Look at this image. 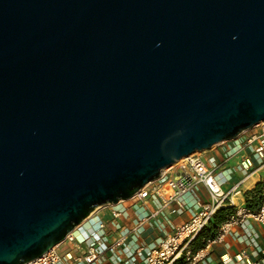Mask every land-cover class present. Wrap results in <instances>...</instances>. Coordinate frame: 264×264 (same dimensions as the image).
<instances>
[{"label": "water", "instance_id": "water-1", "mask_svg": "<svg viewBox=\"0 0 264 264\" xmlns=\"http://www.w3.org/2000/svg\"><path fill=\"white\" fill-rule=\"evenodd\" d=\"M264 122V0H0V264Z\"/></svg>", "mask_w": 264, "mask_h": 264}, {"label": "built area", "instance_id": "built-area-1", "mask_svg": "<svg viewBox=\"0 0 264 264\" xmlns=\"http://www.w3.org/2000/svg\"><path fill=\"white\" fill-rule=\"evenodd\" d=\"M261 170L264 122L165 167L130 198L95 207L59 246L25 264H264V247H255L252 228L264 225V189L255 210L246 207L241 190ZM234 172L241 178L228 186ZM223 209L231 212L215 237L194 250L193 242ZM178 216L186 219L172 223L171 217ZM239 228L247 233L239 234ZM229 237L252 247L250 256L257 260L245 248L232 257H216L218 246L229 248Z\"/></svg>", "mask_w": 264, "mask_h": 264}, {"label": "crops", "instance_id": "crops-1", "mask_svg": "<svg viewBox=\"0 0 264 264\" xmlns=\"http://www.w3.org/2000/svg\"><path fill=\"white\" fill-rule=\"evenodd\" d=\"M235 165V162H231L230 166ZM241 178V174L239 172H234L231 176V180L229 182V185L234 184L235 182H237L239 179ZM264 180V170H261L259 172H257L256 174L252 175L251 177H249L242 185L241 190L243 191V197H244V193L246 191L252 190L254 188V186L260 182ZM186 217L185 216H178V217H171V221L172 223H179L183 220H185ZM252 228L256 233V240H255V247L256 248H261L264 247V242H262V238H264V225H257V224H252ZM237 232L239 234H246L247 232L244 229H237ZM227 243L229 244V248H224L223 246H218L216 248V253L215 256L217 257L219 254H226L230 257H232L234 254L238 253L240 251V249H246V252L249 254V256L251 255V251H252V247H248L246 248L244 246V244L242 243H238L237 241H235L234 238L229 237L227 238ZM250 258L252 259V261H256L257 257L254 256H250ZM106 264H112L111 262H108Z\"/></svg>", "mask_w": 264, "mask_h": 264}, {"label": "trees", "instance_id": "trees-1", "mask_svg": "<svg viewBox=\"0 0 264 264\" xmlns=\"http://www.w3.org/2000/svg\"><path fill=\"white\" fill-rule=\"evenodd\" d=\"M262 189H264V180L258 182L252 190L246 191L244 193V200L247 208L252 210L257 209L261 201ZM230 212V209H223L216 214L211 225L206 230H204L193 242L194 250L201 249L206 239L215 237L219 224Z\"/></svg>", "mask_w": 264, "mask_h": 264}, {"label": "rangeland", "instance_id": "rangeland-1", "mask_svg": "<svg viewBox=\"0 0 264 264\" xmlns=\"http://www.w3.org/2000/svg\"><path fill=\"white\" fill-rule=\"evenodd\" d=\"M64 250H65V247H64V246H60V248L58 249V251H59L60 253H63Z\"/></svg>", "mask_w": 264, "mask_h": 264}, {"label": "bare ground", "instance_id": "bare-ground-1", "mask_svg": "<svg viewBox=\"0 0 264 264\" xmlns=\"http://www.w3.org/2000/svg\"><path fill=\"white\" fill-rule=\"evenodd\" d=\"M61 243H62V242L58 243V244L56 245V247L59 246Z\"/></svg>", "mask_w": 264, "mask_h": 264}]
</instances>
